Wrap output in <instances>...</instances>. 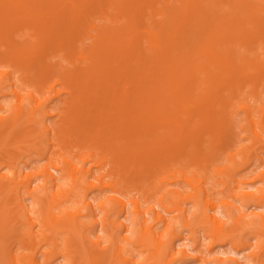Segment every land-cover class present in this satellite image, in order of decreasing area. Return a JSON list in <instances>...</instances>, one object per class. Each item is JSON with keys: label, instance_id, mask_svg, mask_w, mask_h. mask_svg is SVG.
<instances>
[{"label": "bare ground", "instance_id": "bare-ground-1", "mask_svg": "<svg viewBox=\"0 0 264 264\" xmlns=\"http://www.w3.org/2000/svg\"><path fill=\"white\" fill-rule=\"evenodd\" d=\"M112 9L115 11L111 14ZM94 16L110 18V21L96 23ZM26 26L34 28L35 41L16 42L13 35ZM84 34L91 41L78 46ZM256 40L264 42V0H0V46L6 44L7 49L0 50V58L14 61L27 73L32 71L33 76H39L40 83L55 73H62L55 83L60 80L67 83L65 97L60 98L62 105L55 110V119L48 122L52 118L46 109L48 100L38 101L32 95V106L25 108L10 71L0 70V82L6 78L16 98L11 112L0 115V144L33 140L32 136L39 130L47 135L60 133L74 121L79 139L109 148L122 170L128 165L133 166L131 171L135 166H142L135 175L145 172L149 177L158 168L168 171L167 162L185 155L193 163L205 161L208 156L202 142L206 133L212 135L210 151H219L229 142V108L243 84L251 82L254 95L258 94L259 85L264 87V60L253 53L237 52L238 47L253 50ZM59 47L65 51L63 58L69 65L71 60L73 70L47 63ZM76 60L81 64H75ZM247 68H253L256 77L248 78ZM56 95H60L58 91ZM237 102L245 113L250 136L264 147V105L261 115L256 117V109L251 105ZM88 106L94 108L85 112ZM26 122H30L31 128L24 126ZM43 151L42 154L49 152ZM5 153L0 157V166L7 167V171H0V264H52L58 227H68L79 235L75 225L66 224L76 211L67 205L61 206L70 190H62L60 178L52 172L58 171L54 164L35 172L29 160L17 162L15 154L8 150ZM229 160L230 166L214 164V169L217 173L225 171L235 183L233 188L242 189L236 196L243 209L233 218L238 224L239 238L226 234L224 221L217 211L218 203L202 185L207 181L206 176L201 180L190 178L182 168L177 170L180 179L193 186L194 192L187 196L196 208L193 219L203 224L202 237L209 240L204 244L196 238V228L190 225L191 215L186 209L176 207L175 217L181 222L180 228L172 226L173 216L156 213L154 207H150L154 223L147 224L146 213L138 200L127 199L117 187L119 182H103L100 175L96 178L99 184L89 182L86 190L102 191L108 187L113 195L96 204L88 199L86 191L75 197L90 211L92 226L98 232L104 231L105 224L94 218L95 207L114 209V218L108 220L106 241L94 234L88 238L91 247L79 250L71 239V246H75L81 258L78 264H184L188 261L255 264L254 258L259 259L260 251L255 252L257 247L243 236L247 232H254L256 237L262 234L264 214L258 210L264 207V189L252 191L246 184L254 179H262L264 184V177L258 173L236 180L233 177L238 161L232 151ZM66 162L70 168V162ZM101 164L102 161L97 164L98 169ZM38 174L43 176L42 184L35 180ZM91 175V167L77 177L73 175V188L79 186L78 180ZM172 176L175 177L174 173ZM61 193L64 199L56 202ZM163 199L161 195V204ZM107 201L110 207L105 208ZM128 204L137 219L135 230L134 222L127 218ZM220 204L233 205L225 200ZM11 221L18 228H11ZM158 222L163 235L153 229ZM19 227L18 241L8 242ZM183 227L188 228V237L182 235ZM149 237L155 243L149 255L151 261L147 257L133 260L128 245L141 243L150 247ZM49 238L50 248L42 250L40 242ZM190 239L194 245L188 243ZM219 241L230 243L231 250L216 252L208 260L206 254ZM105 242L109 244L102 247ZM93 247L99 250L93 253ZM248 248L253 250L243 254ZM19 249L28 252H19ZM69 255L67 249L61 254L70 261Z\"/></svg>", "mask_w": 264, "mask_h": 264}, {"label": "rangeland", "instance_id": "rangeland-1", "mask_svg": "<svg viewBox=\"0 0 264 264\" xmlns=\"http://www.w3.org/2000/svg\"><path fill=\"white\" fill-rule=\"evenodd\" d=\"M114 11L115 9H112L110 13L112 14ZM93 21L96 23H108L110 21V18L100 19L99 17L94 16ZM36 37L37 34H35L34 28L28 26L22 28L15 35H13V39L18 43H32L33 41H35ZM141 38L142 43H145L144 36H142ZM79 41H82V44L79 43ZM79 41L77 42V45L83 46L85 44H89L91 40L84 34ZM0 50L1 52H5L7 50L6 44L1 45ZM237 52H242L249 55L253 53L261 60H264V42H262L261 40H256L253 50L245 51L244 47H238ZM64 53L65 51L59 47L49 56V58L47 59V63L56 68L69 67L70 70H73V64L71 60L69 65V63L63 58ZM75 64L80 65V60H76ZM0 70L10 71V75L13 77V80L18 87L19 99L23 100V106L25 108H29L32 106V95H34L38 101L47 99L48 101L46 104V109L49 110L52 115V118L48 120V122L55 119L53 117L55 115V110L62 105L60 98L65 97V90H67V83L64 82L65 80H60V82L58 81L57 83H55L56 79L62 77V73H55L54 75H51L46 82L40 83L39 76H33L32 71L27 73L14 61L3 60L1 58ZM246 72L248 73V78L256 77V71L253 68H247ZM251 86L252 84L249 81L244 83L240 92L233 100V103L229 108L230 111L228 114V132L230 139L226 146L222 147L219 151H210L209 146L211 142L210 138L212 135L210 133H206L203 137L202 147L204 149V153L208 156L207 160L193 163L188 159L189 155H185L178 158L174 162H167V165H169L168 171L163 170V168H158L157 171H153L152 175L149 177L147 174H144L145 172H141L139 173V175H135V171L141 170L142 166H135L133 168L134 170L131 171L130 168L133 166L128 165L126 170H122L121 167L118 166L115 155H113L109 148L103 147L102 144L85 142L84 140L79 139V135L75 131L76 127L74 121H70V127L68 129H64L60 133H52L50 135H47L43 132V130H39L38 133L32 136V138H34L33 140L30 139V141H25L20 139L13 144H0V157L5 155V152L7 150L11 151L13 154H15L17 162L29 160L32 171L38 172L45 166L48 167L50 164H54L55 167H57L58 171H51L54 173V175L60 178L58 183L62 185V190H70V193L67 196V200H63L64 195L62 194V192V195L56 197V202L63 200L61 206L67 205L70 207V209H72V211H76L74 217H70L69 221H67L66 224L70 223L72 225H75L76 229L79 231V235L76 236V232L72 231L68 227H58V233L55 234L56 246L52 248V253L55 254L56 257L55 259H53L52 264H69L70 261H73V263L70 264H78L81 258L79 253L76 252V248L79 250L88 248L90 246V244L88 243V238H92L94 234L99 235L102 241H106L108 239V220H112L114 218V209H110L109 211H107L104 209L98 210V208L95 207L96 216L94 218L98 222L103 221L105 224L104 231L98 232V228L92 226L93 217L91 216L90 211L88 210V208L83 207L75 197L76 194L83 195L86 191L85 194L88 199L91 200L92 203L96 204L99 201L106 200L107 196L113 195L111 189L108 187H105L102 191H99L95 188L86 190L89 182L99 184V181L96 178L100 175L103 176V182H109L111 180L119 182L117 187L122 190L127 199L133 198L138 200L139 207L146 213L145 217L147 218V224L154 223V215L150 210V207H154V212L156 213L158 212L165 217L173 216L174 218L171 219L173 223L172 226L180 228L181 222L179 221V219H177V217H175L177 215L176 207L186 209L187 212L191 215L190 225L196 228V238L201 239V241L203 240L201 243L204 244H207L209 240L205 237H202L204 226L202 223L197 224V221L193 219L194 215L192 214L195 213L196 208L194 206V202L187 196L189 193L191 194L194 192L193 186L180 179L177 170L178 168H182L190 178H192L193 176L201 180L202 176H206L207 181L202 185L209 189L208 191L211 194V197L214 198V201L218 203L217 211L224 221L226 234L233 235L236 239L239 238L238 224L235 223L233 218L239 213V211L243 209L240 200H238L236 196V194L239 193L242 189L233 188L235 183L232 181V179L226 175L225 171L222 173H217L214 169V164L220 167L230 166L231 162L229 160V152L232 151L235 154V159L238 161V165L235 168L237 170L234 173V179L242 180L247 177L255 176L258 173H263L264 177V147L260 142L253 140L250 136L245 113L239 108V102H237V100H239L240 102L248 103L254 109H256V117H259L261 115V106L264 105V87L259 85L258 94L254 95V93H252ZM199 89H197L196 91H199ZM57 91L60 95H56ZM15 99L16 98L14 97L11 88L8 85L7 79H2V81L0 82L1 116H6L11 112L12 108L16 104ZM91 108L93 109L94 106H88L85 112H88L89 110H91ZM24 126H26L27 128H31L30 122L24 123ZM258 131L261 133L260 129H258ZM50 142L53 143V146L49 147L48 144ZM36 147H38L39 149H37ZM191 147L192 145L188 146L187 149H190ZM44 149H48V154H42L45 153L43 151ZM90 153L92 154V156L89 157L88 155ZM66 160L70 162V168L68 167ZM98 161H102L100 169H98L97 166V164L99 163ZM244 162L246 163L245 165H243ZM205 164H208L209 166L205 167ZM240 166L242 167L240 168ZM88 167H91L92 175L85 180H78L79 186H75L73 188L72 176L74 175L77 177L84 169ZM0 171H7V167L4 165L0 166ZM172 173H174L175 177L172 176ZM42 178L43 176L41 174H38L35 177V180L36 182H38V184H42ZM246 185L247 188H250V190L252 191H255L257 189H264L262 179L250 180ZM174 191H179L180 194H175ZM161 195H164L162 204L159 202V198ZM222 200H225L226 202L233 205H222L220 204ZM46 201H48V199H46ZM252 203V201L249 202V204ZM104 206L105 208L110 207L109 202H105ZM8 208H10V205L8 206ZM128 208L129 213L127 218L129 222H134L133 228L135 230L138 228L137 219L132 212V207L130 204H128ZM57 211L58 209H54V212ZM258 212L264 214V207L259 209ZM15 221H11V228H18V224ZM62 222L64 223L65 221ZM161 226V223L158 222L153 229L163 235L164 232L162 231ZM263 230L264 228L262 229V234L257 235V237L255 236L256 234H254V232H247L243 236L248 243L253 244L257 247L255 249V252L260 251L259 259L254 258L255 264H264ZM19 231L20 227L13 236H9L7 241H18ZM181 232L185 237H188L190 234L187 227L181 228ZM50 233L51 232H48V234ZM113 233L114 235H117V232L114 231ZM72 238L76 243V248L75 246H71L70 244ZM187 241L189 244L194 245V241L192 239ZM108 244L109 242H105L101 246L103 247ZM149 244L150 247L141 243L128 245L129 251L130 253H132L133 260H140L144 257H147L148 260H150L149 255L150 252H152V248L154 247L155 243L150 240ZM40 246L42 247V250L50 248V238L41 241ZM261 248L262 250H259ZM66 249L70 251V261L64 259L61 256V254ZM91 250L93 251V253H96L99 249L93 247V249ZM230 250V243L219 241L217 242L211 253L206 254V256L209 260L216 252H228ZM252 250V248H248L246 251H243V254H248ZM18 251L24 253L28 252V250L26 249H19ZM39 260H41L40 255ZM173 264L177 263L174 262ZM184 264H196V262L188 261ZM227 264L230 263L228 262Z\"/></svg>", "mask_w": 264, "mask_h": 264}]
</instances>
